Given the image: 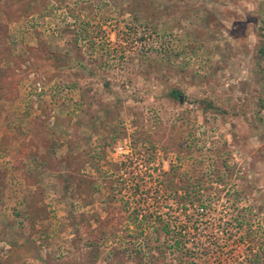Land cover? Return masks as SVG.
<instances>
[{
  "label": "rangeland",
  "instance_id": "rangeland-1",
  "mask_svg": "<svg viewBox=\"0 0 264 264\" xmlns=\"http://www.w3.org/2000/svg\"><path fill=\"white\" fill-rule=\"evenodd\" d=\"M203 259L264 264V0H0V264Z\"/></svg>",
  "mask_w": 264,
  "mask_h": 264
},
{
  "label": "trees",
  "instance_id": "trees-1",
  "mask_svg": "<svg viewBox=\"0 0 264 264\" xmlns=\"http://www.w3.org/2000/svg\"><path fill=\"white\" fill-rule=\"evenodd\" d=\"M122 166L124 167L122 169L125 170L129 168L128 161L121 162V167ZM174 175L175 174L172 172L165 173V176L168 177ZM162 187L166 191H168L169 189H173V186L171 185H163ZM198 189L192 191L186 189L185 201L183 202L179 200L181 204H177V212L185 214L184 219L177 218L175 221H173L172 219H169L166 216H163L162 214L161 216L158 215V217L152 218V220L149 219L150 223H153L160 227L161 232L164 235H166L168 238L173 239V243L170 245V247H172V250L176 251L178 254L181 255V257H179V262L182 261V257H184L188 252L191 253L188 248L190 244L195 247L197 246L198 248V245L195 244V242H189L191 236L188 237V234L191 233L189 232L191 230L192 232L200 230L199 226H201L204 219V216L200 213L206 212L207 208L212 204L211 199L207 196V194H204L205 191L200 190L201 187ZM158 190L160 192V188ZM145 220L148 219L145 218ZM172 227H174L175 229L172 230ZM146 236L150 239V235L146 234ZM145 243V246L148 245V241H145ZM190 263L197 264L198 262ZM200 264H207V262L205 259H203L201 260Z\"/></svg>",
  "mask_w": 264,
  "mask_h": 264
},
{
  "label": "built area",
  "instance_id": "built-area-1",
  "mask_svg": "<svg viewBox=\"0 0 264 264\" xmlns=\"http://www.w3.org/2000/svg\"><path fill=\"white\" fill-rule=\"evenodd\" d=\"M35 95L31 96L32 101L37 100L38 97L43 93V86L42 84L39 82L37 84H35ZM131 151L129 150V146L125 143L124 145L120 144L117 148H116V154L118 156H120L123 161H127L126 157L130 156Z\"/></svg>",
  "mask_w": 264,
  "mask_h": 264
}]
</instances>
